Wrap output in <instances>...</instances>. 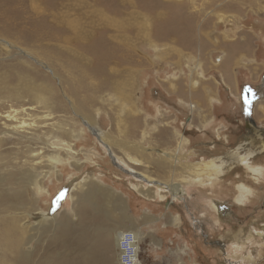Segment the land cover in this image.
Segmentation results:
<instances>
[{"label":"rangeland","instance_id":"rangeland-1","mask_svg":"<svg viewBox=\"0 0 264 264\" xmlns=\"http://www.w3.org/2000/svg\"><path fill=\"white\" fill-rule=\"evenodd\" d=\"M226 3L233 6L227 7ZM194 4L195 9L206 8L195 25V48L177 46L175 51L172 45L164 46L166 42L157 51L144 50L143 47V58L139 56L143 59L142 64L135 67L133 74H126L136 87L133 92L135 105L129 102L118 106L119 102L103 94L99 99L104 98L105 101L99 102L91 109L94 112L90 113L95 117L97 108L101 112L111 110V117L120 120L131 113L141 124L140 136L145 131L146 136H155L163 127H168L169 136L176 140L175 146L180 135L188 142L192 141L196 149L205 143L218 141L219 137H227L225 144L217 149L222 154L236 147L237 141L247 134L248 121L258 122L264 127V113L261 111L264 109V0H194ZM162 11H165L163 19L174 14L169 8ZM17 33L10 34L11 37L0 33V38H10L33 54L41 58L45 56L40 49L24 44V39ZM206 41L210 43L204 44ZM18 53L15 51L13 55L24 57ZM2 58L8 65L17 61V58L6 54H1ZM28 61L32 62L29 58ZM34 63L31 65L35 67ZM4 68L7 69V66ZM22 68L29 71L27 67L25 70V66ZM32 74L36 76L33 70ZM246 88L251 90L252 95L260 96L249 115L242 105L248 101ZM24 99L26 101V97ZM33 105L35 108L36 105ZM37 113L42 116L36 119L41 130L28 131L35 143L19 145L23 150V165L14 170L20 177L16 192L17 209L30 217L28 221L34 229L31 228L32 233L38 231L31 244L32 249L36 245L38 252L29 264H62V261L77 264L81 251L89 250L99 251L95 252L99 255L104 253L106 259L100 264H118V237L129 231L142 235L141 264H264V239H252L245 251L233 250L232 255L217 250L221 247L217 242L226 241L229 245L232 236L248 230L258 219L264 220V177L260 183L253 181L251 176L246 179L259 196L244 204L235 201L234 181H239V175L226 177L227 193L222 192L217 199V202L223 201L221 222L225 224L218 230L212 224H202L203 220L189 215L182 202L170 204L172 196L168 192H163L162 203L153 201V191L149 194L145 191L150 197L133 191L132 181L125 174L117 175L107 161L96 156L97 149L90 140L78 139V136L90 135L86 132L80 135L81 124L76 123L79 120L73 113L51 114L49 109L41 106ZM64 122L68 134L62 135L57 125ZM62 140L72 143L73 150L65 151L52 146V143H63ZM138 140L141 141V138ZM152 144L156 146L157 141L153 139ZM27 145L40 151L43 159L33 171L37 177L35 186L22 181L31 162L27 161L28 165L24 163L29 156ZM8 146L16 147L17 144L10 142ZM116 149L136 171H147L159 180H173L180 185V189L187 187L181 176L186 175L182 172L184 166L181 160L184 159L174 160L175 174H170L172 169L168 168L163 173L137 154L136 158L142 161L135 165L124 150ZM153 153L152 158L159 157L158 152ZM50 157L59 159L53 167L46 163ZM92 182L111 192L112 197L106 206L109 209L100 207L101 196L86 197ZM47 210L51 214L42 215ZM33 212L39 216L38 220L31 218ZM107 234L109 237H104ZM252 251L251 260L248 254ZM95 253L94 256L97 255ZM91 258L81 264H93Z\"/></svg>","mask_w":264,"mask_h":264},{"label":"bare ground","instance_id":"bare-ground-1","mask_svg":"<svg viewBox=\"0 0 264 264\" xmlns=\"http://www.w3.org/2000/svg\"><path fill=\"white\" fill-rule=\"evenodd\" d=\"M226 6L232 7L233 4L226 3ZM164 8L171 9L174 14L163 19ZM195 8L194 0H0V33L10 36L17 31L24 39V44L32 45L45 54L41 58L10 38H0V55L17 58L16 54L13 55L17 51L25 57H18L12 65L0 59V264H29L38 252L36 245L34 249L31 247L38 231L32 233L34 229L28 221L30 217L17 209L16 192L20 177L14 170L23 165V150L19 145L35 143L27 134L28 131L41 130L36 121L42 117L37 113L39 106L49 109L51 114L73 113L79 120L76 123L81 124L80 135L85 132L90 135L78 136V139L90 140L97 149L96 156L107 161V165L117 175L125 174L132 181L133 191L147 197L150 196L145 191L148 194L153 191L152 197L155 199H152L158 202L163 201V192H168L172 196L170 204L182 202L188 214L203 220L202 224H212L218 230L225 224L221 222L223 201L217 202V199L222 192L227 193L228 187L224 182L228 175H239V181H234L237 203L244 204L250 202L252 197L259 196L252 183L250 185L246 179L251 176L253 181L260 183L264 177V127L258 122L252 123L250 117L247 134L237 141L232 150L220 154L217 149L225 144L227 137H219V142L205 143L196 149L192 141L188 142L180 135L176 138L178 142L175 146L176 140L169 136L168 127H163L155 136H146V131L140 136L141 124L131 113L121 120L115 116L112 118L111 110L101 112L97 108L96 116L91 114L94 112H91L93 107L105 101L104 98L99 99L105 94L119 102L118 106L129 102L135 105L133 92L136 87L126 74H133L136 72L135 67L142 64L143 59H139V56L143 58V47L144 50L157 51L166 42L164 46L172 45L175 51L177 46L195 48V25L206 9ZM208 43L206 41L204 44ZM28 58L37 67L31 65ZM24 66L29 71H23ZM259 97L252 96L242 103L246 113L253 111ZM261 111L264 113V109ZM57 126L62 135L68 134L65 122ZM153 139L157 141L156 146L152 144ZM62 141L52 143V146L65 151L73 150L72 143ZM10 142L17 146H8ZM117 147L124 150L135 165L141 160L136 158L137 154L163 173L168 168L172 169L170 174H175L174 160L184 159L181 160L184 166L182 172L186 175L181 176L187 187L180 189V185L173 180H159L147 174V171H136L117 153ZM27 149L29 156L24 163L28 165L27 161L31 162L22 181L35 186L37 177L33 171L43 159L40 151L32 149L30 145H27ZM155 151L159 154L158 158H152ZM195 160L197 162L193 163ZM57 161L59 159L50 157L46 163L53 167ZM241 170L244 172L241 173ZM110 193L92 182L85 195L101 196L100 207L106 209L112 197ZM198 213H202L200 218L196 216ZM50 214L48 210L42 213L44 216ZM31 218L38 220L39 216L33 212ZM262 221L258 219L248 230L232 236L229 245L226 241L217 242L221 246L217 250L232 255L231 251H243L252 239H264ZM130 232L134 236L132 245L136 257L139 258L142 235ZM104 237L108 238L109 235ZM95 252L81 251L77 264L90 259ZM253 253L248 254L251 260ZM103 255H93L91 262L100 264L106 259ZM65 262L60 263L67 264ZM118 264H121L120 260ZM138 264H141L140 260Z\"/></svg>","mask_w":264,"mask_h":264},{"label":"built area","instance_id":"built-area-1","mask_svg":"<svg viewBox=\"0 0 264 264\" xmlns=\"http://www.w3.org/2000/svg\"><path fill=\"white\" fill-rule=\"evenodd\" d=\"M133 241L134 236L130 231L120 236L118 251L121 264H138L139 260H141L140 252V257H136L135 247L132 245Z\"/></svg>","mask_w":264,"mask_h":264},{"label":"flooded vegetation","instance_id":"flooded-vegetation-1","mask_svg":"<svg viewBox=\"0 0 264 264\" xmlns=\"http://www.w3.org/2000/svg\"><path fill=\"white\" fill-rule=\"evenodd\" d=\"M246 91H247L246 97H248V99H250L252 96H254V95H252V93H250L251 92L250 89H246Z\"/></svg>","mask_w":264,"mask_h":264},{"label":"water","instance_id":"water-1","mask_svg":"<svg viewBox=\"0 0 264 264\" xmlns=\"http://www.w3.org/2000/svg\"><path fill=\"white\" fill-rule=\"evenodd\" d=\"M246 89H248V88H246ZM247 114L249 115V112H247Z\"/></svg>","mask_w":264,"mask_h":264}]
</instances>
